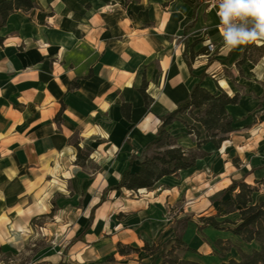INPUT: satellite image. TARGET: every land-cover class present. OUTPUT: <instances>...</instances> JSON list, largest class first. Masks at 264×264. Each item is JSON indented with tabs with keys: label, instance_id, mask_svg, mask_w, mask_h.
<instances>
[{
	"label": "crops",
	"instance_id": "0c3cea01",
	"mask_svg": "<svg viewBox=\"0 0 264 264\" xmlns=\"http://www.w3.org/2000/svg\"><path fill=\"white\" fill-rule=\"evenodd\" d=\"M35 1L0 28V252L28 254L29 242L40 238L45 246L32 264H139L145 243L175 235L184 200L196 216L182 224V239L195 249L186 253L197 255L186 259L203 264L202 250L214 254L224 243L223 257L256 246L227 230L199 229V218L221 209L218 197L233 181L255 186L254 202L264 201V56L239 64L246 45L221 51L219 19L202 0ZM203 27L217 49L196 54L191 71L184 51L204 46ZM197 82L239 95L227 106L235 129L219 147L203 144L208 154L193 167L150 188L111 189L131 155L155 138L161 116ZM179 117L169 131L183 147H196L184 122L200 138L202 125L187 113ZM79 149L90 151L80 161ZM138 169L135 161L131 170ZM190 224L214 236L193 245ZM118 244L140 250L121 254Z\"/></svg>",
	"mask_w": 264,
	"mask_h": 264
},
{
	"label": "trees",
	"instance_id": "16d2710c",
	"mask_svg": "<svg viewBox=\"0 0 264 264\" xmlns=\"http://www.w3.org/2000/svg\"><path fill=\"white\" fill-rule=\"evenodd\" d=\"M37 6L35 0H2L0 2V28H2L9 15L17 10H30ZM201 41V39H200ZM205 51L203 46L199 51L192 52L190 55L184 51V56L192 71V60L196 54ZM264 56V44L255 43L246 45L239 64L248 61H256ZM204 74L200 75L203 78ZM73 83L71 87H76ZM145 104L148 106L152 98L146 93L145 85L140 88ZM239 100V95H229L225 90L219 88L217 92H211L201 85L200 82L194 83L188 96L180 101L176 108L169 113L161 116L155 138L148 143L141 153H133L129 160L128 167L124 170L119 182L111 189L133 190L137 192L141 188H150L165 175L176 174L180 170L188 169L196 164L197 159L206 156L208 153L203 150L202 145L212 142L216 147L227 138L228 134L235 129L237 120L229 113L227 106L235 104ZM125 117L130 116V104H123ZM187 113L195 122L202 125L204 138L197 128L184 122L187 132L194 135L197 145L193 148H185L178 142V137L172 134L168 127L176 120H180V115ZM90 151L79 149L77 160L88 156ZM137 161L138 171L131 170L133 163ZM238 189V191H236ZM230 192L232 197L223 199L226 192ZM256 187L243 181H233L228 188L222 191L218 197L221 209L216 214L202 216L199 218L201 225L199 229L211 226L219 230H227L235 235H239L245 243H254L256 246L250 250H243L237 247L239 259L230 258L220 264H264V201L254 202L253 193ZM227 215H225V214ZM237 213L236 219L229 215ZM92 214L90 215V220ZM217 244L220 241L216 242ZM170 245L169 248L165 247ZM161 247L157 257L162 260L160 264H202L199 261L180 258L175 255L178 250L194 252L195 249L187 245L182 239V231L175 229V235L165 242ZM158 246H150L145 243L143 249L149 254H155ZM230 246H227V250ZM140 248L132 245L118 244V251L121 254L139 251Z\"/></svg>",
	"mask_w": 264,
	"mask_h": 264
},
{
	"label": "clouds",
	"instance_id": "9594fccd",
	"mask_svg": "<svg viewBox=\"0 0 264 264\" xmlns=\"http://www.w3.org/2000/svg\"><path fill=\"white\" fill-rule=\"evenodd\" d=\"M221 51L264 44V0H214Z\"/></svg>",
	"mask_w": 264,
	"mask_h": 264
},
{
	"label": "rangeland",
	"instance_id": "374dc122",
	"mask_svg": "<svg viewBox=\"0 0 264 264\" xmlns=\"http://www.w3.org/2000/svg\"><path fill=\"white\" fill-rule=\"evenodd\" d=\"M261 188L263 189L264 186H262ZM257 197L259 198V197H261V195H259V193H258ZM209 199L212 200L211 198H209ZM190 205L191 204L187 200H184V202L181 204V209L184 211V214L181 217V219H179V222L177 224L179 229H181V231H183V229H184L182 224L184 225L188 221H191L192 219H194L196 217V216H194L195 212L190 209ZM186 208H188L187 211H186ZM229 216L233 219H236L238 217L237 213L229 215ZM203 235L205 236V238L202 237ZM186 236H187L186 238L189 241V243L196 245V243H197L196 241L208 240L207 238L213 237L214 234L211 231H205V232H202L200 234L199 231L196 229V227H194V225L190 224V228L186 229ZM165 242H166V240L159 242V247H158L157 252L155 254L151 255V254H149V251H144L141 255L139 254L138 255L139 259L137 260L139 262V264H160L162 259L160 257H157V256L160 253L161 247L165 246ZM44 246H45L44 241L40 238H36L35 240L30 241L29 244L27 245V248H29L28 254L18 255L17 252H9V253L0 252V255H1L0 258L4 264H32L33 255H34L35 251L37 249H41ZM227 246H228L227 243H224L222 245L220 244L217 247V250H219V251L217 252L215 250L214 254H208L203 249L202 250L203 252L198 256L200 257V260L203 262V264H219L221 260L229 259L231 256L237 257V259H239V254H237L236 249H233L232 251L228 252L227 257L222 256L224 251L229 250V248H228V250L226 249ZM165 247L169 248L170 245H166ZM251 248L252 247L250 245L249 246L247 245L245 249L250 250ZM62 249H63V247L61 248V250ZM175 255H177L180 258H183V257L185 258L187 256L188 257L189 256H197L195 254L190 255V253H186V252L181 251V250L176 251ZM132 259H133V257L132 258L129 257L128 260L131 261ZM111 263L114 264L115 261L112 260ZM90 264H101V262L100 263L99 262H91Z\"/></svg>",
	"mask_w": 264,
	"mask_h": 264
},
{
	"label": "built area",
	"instance_id": "2783aa9c",
	"mask_svg": "<svg viewBox=\"0 0 264 264\" xmlns=\"http://www.w3.org/2000/svg\"><path fill=\"white\" fill-rule=\"evenodd\" d=\"M213 2L214 0H202V3L204 4L206 10L214 9L216 11V9L212 7ZM200 39H201L202 44L206 47L207 54L210 55L216 51L217 49L216 43L210 37L207 27L202 28L200 32Z\"/></svg>",
	"mask_w": 264,
	"mask_h": 264
},
{
	"label": "bare ground",
	"instance_id": "6f19581e",
	"mask_svg": "<svg viewBox=\"0 0 264 264\" xmlns=\"http://www.w3.org/2000/svg\"><path fill=\"white\" fill-rule=\"evenodd\" d=\"M141 190H143V189H141Z\"/></svg>",
	"mask_w": 264,
	"mask_h": 264
}]
</instances>
